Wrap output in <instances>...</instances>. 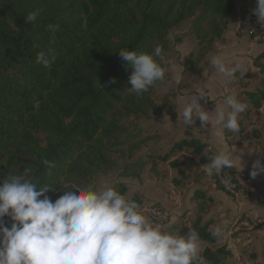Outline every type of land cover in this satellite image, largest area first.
Segmentation results:
<instances>
[{
  "label": "trees",
  "instance_id": "obj_1",
  "mask_svg": "<svg viewBox=\"0 0 264 264\" xmlns=\"http://www.w3.org/2000/svg\"><path fill=\"white\" fill-rule=\"evenodd\" d=\"M234 2L0 0V179L30 168L38 186L54 184L53 191L46 193L53 201L62 194L66 181L94 183L108 170L112 152H121L126 117L138 119L172 111V107H159L152 97L159 82L140 96L130 91L127 81L132 69L119 58L118 51L151 52L160 45L165 55L170 28L197 13L192 32L198 47L184 63L185 73L189 68L197 73L204 57L214 50V43L222 40ZM35 9L40 10L38 19L25 23L27 14ZM49 24L58 25L54 35L47 30ZM41 51L55 55L50 68L36 62ZM253 64L264 76V55L254 58ZM244 77L251 75L245 73ZM185 83L180 87L187 88ZM240 87L246 89L248 84ZM243 94L250 111L264 107V89ZM233 137L237 135L233 133ZM126 144L130 161L121 175L139 180L143 161L135 157V151L142 142L128 138ZM204 147L196 139H183L173 143L169 154H201ZM211 155L207 153L201 160L207 162ZM43 159L56 165L51 176ZM113 187L126 195L125 185ZM129 198L142 204L138 195ZM191 200V226L199 241L208 245L200 253L203 264H220L231 254L223 247L211 249L209 245L218 240L211 236V219L203 220L214 200L201 191H195ZM4 220L9 224L8 217ZM255 255L251 253L252 258Z\"/></svg>",
  "mask_w": 264,
  "mask_h": 264
},
{
  "label": "clouds",
  "instance_id": "obj_2",
  "mask_svg": "<svg viewBox=\"0 0 264 264\" xmlns=\"http://www.w3.org/2000/svg\"><path fill=\"white\" fill-rule=\"evenodd\" d=\"M252 14L264 27V0H255ZM39 15V9L30 11L25 23H34ZM47 30L54 35L58 25L49 24ZM118 55L132 69L128 88L137 96L165 79L162 46H155L151 52L122 48ZM54 60L55 55L45 51L36 55V62L44 68H50ZM207 62L206 70L224 78H234L237 73L244 77L248 72L245 63L227 64L222 54L211 56ZM206 99L203 89L186 94L178 127L181 123L184 129L191 127L197 119L202 128L207 127L209 139L219 147L202 168L207 176H218L228 184L230 176L224 170L236 168L237 159L223 141L226 132L239 136V119L248 105L236 94H226L215 102L213 111H206L201 103ZM210 121L214 127H208ZM42 164L51 176L55 163L43 159ZM239 164L241 167L240 158ZM258 175H264V162L259 158L252 162L250 177ZM53 185L38 186L30 168L0 179V264H197L200 237L194 228H188L185 235H174L156 226L134 199L107 184L66 181L54 201L46 195L53 191ZM225 235V226L211 232L217 240Z\"/></svg>",
  "mask_w": 264,
  "mask_h": 264
},
{
  "label": "crops",
  "instance_id": "obj_3",
  "mask_svg": "<svg viewBox=\"0 0 264 264\" xmlns=\"http://www.w3.org/2000/svg\"><path fill=\"white\" fill-rule=\"evenodd\" d=\"M193 49V43H185L179 47V65L176 67L177 69L175 68L176 72L172 82V92L178 96L168 97V99L171 100L174 105L172 108V113L158 117L155 119L156 121L153 120L152 124L154 125L151 126H155L160 131H162L165 135L164 140H167L170 143H176L183 139H196L199 142L205 144L203 149V151L206 153L205 155H207V153L214 155L219 145L209 139L207 127L202 128L198 119L191 127H186L184 129L182 123L178 127V113L182 109L183 100L186 94L195 93L198 90L203 89L206 91L209 100L206 99L201 101L202 106L206 111H213L215 102L219 101L224 95H237L236 88L233 87V84H231L233 78H224L216 72L206 70L208 69L207 60L215 54H222L227 64H231L235 61H242L248 68V72L246 74H250L251 77H255V79L264 78V76L259 73L258 69L253 64L254 58L264 55V43L253 42L245 32H242L241 34H235L233 32V20L230 18L224 30L222 40L216 42L214 50L208 53L200 63L198 76L196 77L195 81L196 86H194L193 89L184 90L179 94L177 86H179L178 80L181 76L183 63L187 55L190 54ZM172 69L173 68L171 65L168 68L169 72L172 71ZM228 85L231 87V89L234 88V93H231ZM210 86L217 87V94L215 96H212L211 94L209 95ZM242 102H244V99ZM263 108L264 107H262L260 110ZM260 110L253 112H259ZM208 127H214V125L211 124V121L210 126ZM231 141H233L231 136L228 132H226L223 146L228 147L231 151L236 153V171L241 175H248V177H250L252 162L258 158L264 162V136L256 145L249 144L247 142L235 143L234 141V144L231 145ZM202 153L197 155L199 156L200 161L204 163L201 160V157L205 155ZM239 158L241 160V167L239 164ZM198 179L200 181L198 180L193 182L192 185H188L184 188L182 196H179L180 202L178 204H174L171 201L169 194L165 193V189L155 188L154 192L152 191L151 187L146 188L147 186L146 183H143V179L142 185H140L141 187H139L140 190H138V192L143 194L145 199L148 200V203L160 204L170 212L169 223L158 226L163 227L168 231L169 227L175 225L176 221H178L179 217H181L183 213H194V204L191 200V197L195 191H201L207 197L214 200V203L211 204L209 210L207 211L208 215L205 219H211L212 222L210 224V229L217 226L227 227L231 220L237 215H244L252 219H260L261 224L259 225L258 229L241 237L240 244V246L243 247L242 251L248 250V252L255 253L256 255L254 256L253 261L254 263L258 262V256L261 253L262 245L264 244V175H258L255 179L251 178L252 181H250L248 184H243L241 186L242 189L240 188L241 191L237 192L236 194H228L222 189L218 188L213 177H200ZM231 258L234 259L232 256Z\"/></svg>",
  "mask_w": 264,
  "mask_h": 264
},
{
  "label": "rangeland",
  "instance_id": "obj_4",
  "mask_svg": "<svg viewBox=\"0 0 264 264\" xmlns=\"http://www.w3.org/2000/svg\"><path fill=\"white\" fill-rule=\"evenodd\" d=\"M197 13L194 16H191L180 23L172 26L168 33V38L170 40V45L168 51L165 53V64H166V76L165 79L159 81L158 85L152 91V97L156 104L161 107L164 106L165 110L170 107L173 108V103L168 97H176L177 94L172 92V82L175 76V68L179 65V47L185 43H193L194 49L190 54L187 55L186 59L195 51L198 47V40L192 32V25L195 20ZM220 41V40H218ZM216 41V42H218ZM216 42L214 44H216ZM185 59V61H186ZM184 61V63H185ZM184 63L181 76L179 78V86L177 90L179 94L184 90L193 89L196 86V77L197 73H192L191 69H188V72H184ZM172 65V71L169 72L168 68ZM182 66V65H181ZM177 69V68H176ZM180 69V67H179ZM172 77V78H171ZM170 78V79H168ZM233 87L236 88L237 97L243 101L244 91H252L254 89H264V78L255 79V77H234ZM187 82V88H181L180 84ZM241 83H247L248 88L241 89L239 85ZM223 86V85H222ZM168 87V91H167ZM229 87V85H228ZM231 93H234V88L229 87ZM209 95L215 96L217 94V87L210 86ZM172 113V111H170ZM170 113L162 112L158 115H151L142 118H134L133 116L126 117L124 119V130L122 133V139L125 141L121 146V152H112L113 160L110 164L107 171L102 172L97 179L94 181V184L100 185H110L121 183L127 187L126 197L132 195H138L141 197L142 204L140 209L144 206L143 204L148 203L147 199L143 196L142 193H139V187L143 183H146V188L151 187L152 191L155 192V188L165 189V193L169 194L170 189L173 187L175 191L182 196L184 188L188 185H192L193 182L198 181V178L210 177L207 176L202 168L203 163L200 161V158L197 154L191 151H173L171 154L170 151L173 149V143L168 142L165 139V135L157 127L151 126L153 120L156 121L158 117L168 115ZM239 123L241 126V134L237 137H233V133L228 132L232 140L235 143L247 142L249 144L256 145L260 142V139L264 136V108L259 112L250 111L247 107V110L241 114ZM128 138L135 139L136 141L141 140L142 145L139 150L135 151V157L139 156L141 161L140 165L143 167L140 168V179H131L130 177H124L121 175L124 165L130 160L127 158V141ZM205 155V151L202 153ZM168 155V156H167ZM138 157V158H139ZM165 157V159H163ZM212 177V176H211ZM251 179V178H250ZM205 180V179H203ZM200 181V180H199ZM252 181V179L250 180ZM155 183V184H153ZM216 184V183H215ZM251 184V183H250ZM217 186V185H216ZM242 189V188H241ZM239 189L237 192H240ZM227 193V192H226ZM229 194V193H228ZM189 202V200L187 199ZM193 212L188 214L187 212L183 213L176 221L175 225L178 227L169 231L174 235H185L188 231V228H192L191 221L193 219ZM208 212L204 214L203 220L206 219ZM170 221V220H169ZM169 223V222H168ZM10 225V221H9ZM200 253L208 245L205 242H200ZM211 249L221 247V240L215 245H209ZM252 252L244 250L242 252L241 261L254 262V258L251 257ZM259 261L255 262L257 264H264V244L262 245V251L258 256ZM202 258L200 257L197 264H203ZM220 264H242L235 259H232L231 256L222 260Z\"/></svg>",
  "mask_w": 264,
  "mask_h": 264
},
{
  "label": "built area",
  "instance_id": "obj_5",
  "mask_svg": "<svg viewBox=\"0 0 264 264\" xmlns=\"http://www.w3.org/2000/svg\"><path fill=\"white\" fill-rule=\"evenodd\" d=\"M255 7V0H235L232 11L233 32L235 34L247 33L253 42L264 43V27L257 23L252 9ZM208 162V161H207ZM207 162H204L203 165ZM224 172L230 176V183L225 184L218 176H212L216 185L229 194H236L243 184L250 182L248 175L239 174L235 168L225 169ZM224 172L221 173L223 177ZM171 201L174 204L180 202L179 194L172 187L169 192ZM141 211L148 215L156 226L165 225L170 220V212L157 203L145 204ZM261 224L258 218H249L244 215L235 216L226 227V235L221 239V247L229 251L231 256L242 264H257L249 261H241V237L245 234L254 232Z\"/></svg>",
  "mask_w": 264,
  "mask_h": 264
}]
</instances>
